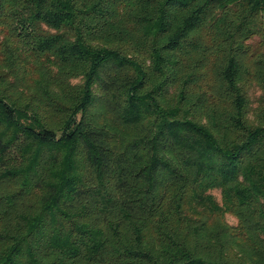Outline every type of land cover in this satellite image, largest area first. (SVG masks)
I'll return each mask as SVG.
<instances>
[{"label": "trees", "instance_id": "trees-1", "mask_svg": "<svg viewBox=\"0 0 264 264\" xmlns=\"http://www.w3.org/2000/svg\"><path fill=\"white\" fill-rule=\"evenodd\" d=\"M0 264H264V0H0Z\"/></svg>", "mask_w": 264, "mask_h": 264}, {"label": "rangeland", "instance_id": "rangeland-1", "mask_svg": "<svg viewBox=\"0 0 264 264\" xmlns=\"http://www.w3.org/2000/svg\"><path fill=\"white\" fill-rule=\"evenodd\" d=\"M214 194H215V196L217 197V199H218L219 201H221V195H220V193H219L218 191H216V192H214ZM227 221H228L231 225H236V224H237V220H236L234 217L230 216V215H227Z\"/></svg>", "mask_w": 264, "mask_h": 264}]
</instances>
